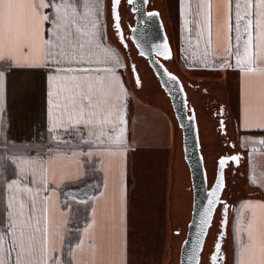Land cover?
<instances>
[{
	"label": "crops",
	"instance_id": "0c3cea01",
	"mask_svg": "<svg viewBox=\"0 0 264 264\" xmlns=\"http://www.w3.org/2000/svg\"><path fill=\"white\" fill-rule=\"evenodd\" d=\"M109 2L100 0L101 41L119 56L120 66L115 68V77L121 95L119 119H109L102 130L98 125L86 128L76 121L69 124L67 117L61 115V109L55 107V97L50 96L58 83L50 79L55 75L52 69L43 64L9 66L10 61H0V72H3L0 81V227L6 222L8 212L19 211L18 201H12V209L7 208L12 194L18 193L25 183L34 190L42 188V184H32L35 173L38 180L43 179L47 184L48 190H41L37 200L38 207L47 209L55 249L52 255L58 264H159L153 253L150 259L142 253L137 255L136 245L133 248L131 242V191L141 183L139 168L143 167L144 158L154 153L161 162V170L158 178L154 179L153 175L150 182L160 187L166 198L161 218L154 220L167 248L162 264H174V257L179 264L193 208L182 131L171 101L155 77L171 110L143 101L139 94L142 85L138 91L133 88L138 92L140 103L146 106L143 108L156 109L150 116L161 125L155 131L156 137L153 132L152 139L156 140L153 148L143 144V114L134 123L131 121V71L125 53L109 32ZM155 4V0H150L149 10L159 11L164 22L173 49V59L167 62L171 68L178 66L182 73L177 76L184 84L189 105L196 112L201 151L200 121L206 118L202 111L205 106L217 132H213L214 135H221L224 141V152L230 150L231 156L240 157L236 164L231 162L229 177L237 174V169L244 164V184L239 185L242 193L234 198L229 214L230 264H236L237 222L241 225L242 237L245 235L243 227L253 211L264 225V207H242L245 202L264 205V144L259 143L264 141V126L254 120L248 125L243 122L244 109L260 106L264 98V73L260 71L264 64L257 61L253 65L257 71L247 75L235 66V33L229 30L226 0H212L210 30L188 22L192 17L186 12L184 0H162L157 7ZM201 31L203 35L199 34ZM230 44L233 55L228 52ZM189 91L193 92L196 104L190 100ZM120 119L125 123L121 124ZM117 137H120L118 143L115 142ZM25 161L36 163L26 164ZM253 173L257 184L250 181ZM9 183L11 189L7 187ZM178 200L181 209L177 207ZM178 222L185 224L181 230L185 237L180 236L181 241L177 240L175 245L173 230ZM176 233L180 235L179 231Z\"/></svg>",
	"mask_w": 264,
	"mask_h": 264
},
{
	"label": "snow or ice",
	"instance_id": "6c2138e0",
	"mask_svg": "<svg viewBox=\"0 0 264 264\" xmlns=\"http://www.w3.org/2000/svg\"><path fill=\"white\" fill-rule=\"evenodd\" d=\"M119 2L115 0L116 4ZM226 2L229 30L235 33V66L245 75L254 73L257 68L253 65L257 61L264 64V0ZM184 4L192 17L188 22L210 30L212 0H184ZM232 47L230 44L229 55H233ZM204 55H208L207 50ZM3 60L10 61L9 66L43 64L52 69L55 75L50 79L58 83L50 96L55 97V107L61 109L69 124L76 121L77 125L86 128L98 125L102 130L109 119H119L121 90L115 68L120 66V60L101 41L100 0H0V61ZM260 71L264 73V67ZM2 80L3 72H0ZM253 120L264 126V98L260 106L244 109V124ZM120 123L125 121L120 119ZM115 142H120V137ZM232 159L238 162L240 157ZM250 181L258 183L255 173L250 175ZM38 183L42 188L35 190L25 183L7 203V208L12 209V201H18L19 211L8 212L6 222L0 227V264H58L52 255L55 249L47 209L38 207L37 200L41 190H48L47 184L33 173L32 184ZM7 187L11 189L12 184ZM216 202L209 201V208L200 219L201 235L210 224L209 214ZM242 207L254 209L264 205L245 202ZM241 231L237 222L236 264H264V225L254 211L243 227V237ZM219 253L217 245L216 254L210 257L211 264L220 259Z\"/></svg>",
	"mask_w": 264,
	"mask_h": 264
},
{
	"label": "rangeland",
	"instance_id": "374dc122",
	"mask_svg": "<svg viewBox=\"0 0 264 264\" xmlns=\"http://www.w3.org/2000/svg\"><path fill=\"white\" fill-rule=\"evenodd\" d=\"M157 7L158 4L162 2V0H155ZM124 2V3H123ZM127 2L125 0H121L120 4V17H121V27L123 30V37L126 41L125 48L120 43V37L119 32L115 30L114 27V20L112 18V0L109 2V32L111 33L112 39L116 42V44L119 45V47L123 50V52L126 55L127 64L129 66L130 73V81H131V92H130V110H131V121L133 123L136 121L138 116L143 114L141 117H143V144L147 148H153L154 144H156V140L152 139L153 132H155L157 129L161 128L160 123L157 124V121L154 117L150 115H154L151 113V111L155 112L156 109L149 107H146L143 103H140L136 96L135 90H139V85H142L141 92L139 94L142 96L143 101H147V103L151 104H161L163 106H166L167 109L171 110L170 102L167 98V96L160 90L159 85L157 83V79L155 78L153 72L149 68L147 62L144 59H141L138 56V53L136 49L132 46V43L129 44V41H127L126 34L129 33L128 31V23L133 24V18H132V12L130 11L129 7L126 4ZM123 6V7H122ZM151 6H149V9ZM155 8L154 6L152 9ZM114 28V29H113ZM132 66L135 67L137 74L139 76L140 84H138L135 80L134 72L132 69ZM169 67L171 68V65L169 64ZM174 72H176L178 75H182V73L179 71L178 66H172L171 68ZM135 88V90L133 89ZM190 93V100L193 104H196V99L192 91H189ZM149 101V102H148ZM207 105V103H206ZM203 108V114L206 118L205 120L200 121V128H201V137L203 141V156L205 161V167L207 169L208 173V180H209V187H211L215 181L216 178V172H217V165H218V159L223 155L224 149H223V139L220 136H215L213 132H216L214 123L210 120V115L206 113L207 111L204 109L205 106H202ZM147 115H146V114ZM141 117L139 120V123H141ZM203 117V116H202ZM145 126V127H144ZM217 134V132H216ZM156 137V132H155ZM151 157L144 158L143 160V167L139 171H142L141 176V183L138 185V188L132 189L131 191V226L133 228V235L131 233V242L133 244V248L136 245L135 251L136 254L140 256L142 253V256H144L147 259H150L152 257V253L155 258L159 259V264H162L163 258H164V252H167V248L164 247V243L162 239L164 240V237H162V233L157 230L158 225L155 224L154 220H159L161 217V214L163 213L165 209L164 203H166V198L161 191L160 187H157L156 184H152L150 182V179L158 178L160 174V168L159 164L160 161L157 160L154 153L150 154ZM230 186V182H229ZM234 188V184L231 186V188ZM230 188V189H231ZM226 189V188H225ZM234 189L233 191H235ZM227 192V191H226ZM233 197V198H232ZM236 197L235 194H232V191H228L225 196H223L224 199L228 200L229 207L233 205L234 198ZM178 206L181 209V203L178 200ZM177 211V209H176ZM225 211H227L225 208L221 210L217 214L215 226L211 230L210 236L207 239L206 249L204 252V259L205 264H208L210 262V257L213 256V254L216 251V245L218 242V238L222 232V223L224 220ZM178 215V214H177ZM176 215V216H177ZM178 217V216H177ZM230 220V219H229ZM229 220L227 224V235L229 234ZM185 228V224L183 222H178L174 226V239L175 242L178 240L181 241L185 237V232H181ZM157 230V231H156ZM179 231L180 235L176 236V232ZM227 235L222 240V247L220 248L221 255L222 252H225L227 249V254L229 255L230 259L232 260V250L230 247H226ZM138 237V239H137ZM180 237V238H179ZM137 243V244H136ZM177 242L175 243V245ZM230 246V241L228 242ZM226 248V249H225ZM177 252V248L175 250ZM176 256V255H175ZM135 258V257H134ZM174 264H178V258L174 257Z\"/></svg>",
	"mask_w": 264,
	"mask_h": 264
},
{
	"label": "water",
	"instance_id": "95a60500",
	"mask_svg": "<svg viewBox=\"0 0 264 264\" xmlns=\"http://www.w3.org/2000/svg\"><path fill=\"white\" fill-rule=\"evenodd\" d=\"M120 4L121 0L119 4L112 0V18L115 30L119 32L120 43L125 46L126 41L121 27ZM128 4L132 7L135 20L134 26L131 28L130 40L137 49L138 55L148 62L161 88L171 101L175 118L182 131L184 156L191 175L193 208L187 235L181 247L179 264H201L202 253L216 211L220 204L225 203L222 197L226 188V169L231 162L237 163L232 159L237 155L224 156L218 160L216 178L213 185L209 187L195 109L189 105L188 95L181 79L170 72L165 65V62L173 59V49L161 14L157 10H149L150 0H128ZM132 69L136 82L140 84L135 67L132 66ZM173 76L176 78L175 80L171 79ZM221 161H226V163L222 165ZM213 193L216 194L215 197L212 195ZM212 199L217 202L212 205V211L209 214L210 224L205 229V234L201 235L200 219L206 213L209 208V201ZM229 208V205H226L227 211L224 212L222 232L217 242L220 248L223 238L227 235ZM215 254L216 251L213 255Z\"/></svg>",
	"mask_w": 264,
	"mask_h": 264
},
{
	"label": "flooded vegetation",
	"instance_id": "af4514ba",
	"mask_svg": "<svg viewBox=\"0 0 264 264\" xmlns=\"http://www.w3.org/2000/svg\"><path fill=\"white\" fill-rule=\"evenodd\" d=\"M127 3V6L129 7V9H130V11L132 12V7L128 4V0H125ZM124 3V2H123ZM123 7V6H122ZM132 15V18H133V24H131V23H129V22H127L128 23V31H129V33L128 34H126V36H128V38H126L127 39V41H129V44H131L132 43V41L130 40V35H131V28L134 26V23H135V20H134V14L132 13L131 14ZM132 46L134 47V49H136L135 48V46H134V44L132 43ZM137 51V50H136ZM141 59H144V58H141ZM145 60V59H144ZM228 144H226V146H227ZM231 155H233V153H231V151L230 150H227V151H225V153L223 154V156H231ZM233 164L232 163H230L229 164V166H228V168L226 169V179H228L229 178V176H230V169H231V166H232ZM222 199H223V201H225V203L224 204H220L219 205V207H218V209H217V211H216V214H215V218H214V221H213V225H212V227L210 228V230H209V234H208V237L210 236V233H211V230L214 228V226H215V221H216V217H217V214L219 213V212H221V210H223L224 208L226 209V205H229L230 203L228 202V200H226V199H224L223 197H222ZM231 205V204H230ZM232 206L229 208V214H230V212L232 211ZM208 237H207V239H208ZM227 240H228V242L230 241V237H229V234L227 235ZM228 242L226 243V247L228 248L229 247V244H228ZM206 244H207V240H206ZM206 244H205V247H204V251H203V253H202V258H201V264H205L206 262H205V259H204V252H205V249H206ZM226 249V248H225ZM231 263V259H230V257H229V255L227 254V249L225 250V252H222L221 253V255H220V259L216 262V264H230ZM208 264H210V263H208Z\"/></svg>",
	"mask_w": 264,
	"mask_h": 264
},
{
	"label": "trees",
	"instance_id": "16d2710c",
	"mask_svg": "<svg viewBox=\"0 0 264 264\" xmlns=\"http://www.w3.org/2000/svg\"><path fill=\"white\" fill-rule=\"evenodd\" d=\"M151 9V8H150ZM165 65L167 66V68L174 74L178 75L176 72H174L170 67H169V62H165ZM179 76V75H178ZM180 77V76H179ZM244 164H242L238 169H237V174H235L234 176H231V178L229 177L228 179H226V189L224 190L223 196L226 195V193L228 191H232V194H235L236 197L241 195L242 193V189H239V185H241L244 182V178H245V173L244 170L245 168ZM229 182H230V186H229ZM234 184V188L231 186ZM244 184V183H243ZM231 188V189H230ZM234 189H236L235 191H233ZM227 191V192H226ZM254 195H260V193H254ZM233 198V197H232Z\"/></svg>",
	"mask_w": 264,
	"mask_h": 264
}]
</instances>
